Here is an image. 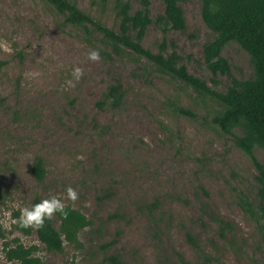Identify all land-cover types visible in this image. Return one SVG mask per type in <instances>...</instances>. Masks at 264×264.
I'll use <instances>...</instances> for the list:
<instances>
[{"label": "rangeland", "instance_id": "rangeland-1", "mask_svg": "<svg viewBox=\"0 0 264 264\" xmlns=\"http://www.w3.org/2000/svg\"><path fill=\"white\" fill-rule=\"evenodd\" d=\"M71 1L119 32L116 0ZM127 1L132 12L141 7V0ZM180 4L183 31L167 26L164 0H150L153 22L143 45L159 52L166 40V54L177 52L189 72L226 92L231 78L213 74L204 56L218 34L203 20L202 0ZM92 49L99 63L88 60ZM222 55L234 77H254L251 56L236 41ZM0 61V264H21L8 260L5 242L38 246L41 264H107L112 254L125 264H182L180 255L204 264V252L210 264H264L259 171L238 144L253 135L244 122L226 133L213 121L220 101L92 25L67 22L48 0H0ZM74 66L84 75L65 90ZM115 84L126 92L121 106H99ZM254 154L264 165V146L256 141ZM38 158L42 181L32 173ZM69 185L79 199L64 203L92 220L77 244L65 240L63 251H50L35 231L14 228L20 208L36 196L63 197Z\"/></svg>", "mask_w": 264, "mask_h": 264}, {"label": "trees", "instance_id": "trees-1", "mask_svg": "<svg viewBox=\"0 0 264 264\" xmlns=\"http://www.w3.org/2000/svg\"><path fill=\"white\" fill-rule=\"evenodd\" d=\"M64 15L67 22L85 26L92 25L101 30L107 37L115 42L131 48L136 53L148 58L160 70L167 72L190 84L199 92L209 94L223 104L222 110L213 117V121L226 133H231L233 128L244 122L252 138L242 137L238 144L252 157L258 171L261 187L259 195L264 199V165L254 154V142L264 146V0H202V17L205 24L218 34L212 41L204 46V56L207 66L213 74L228 75L231 84L226 92L213 89L208 83L189 72L185 64H181L180 55L173 51L166 54V40L160 45L159 52H153L146 48L142 41L153 19L150 14V0H141V7L131 11V4L127 0H116L115 9L120 20L119 32L106 27L95 20L91 15L83 11L75 1L48 0ZM103 4L109 0H100ZM181 0H164L165 22L170 29L185 30L187 27L185 11L180 4ZM166 30V28H164ZM234 40L240 44L251 56L255 75L253 78L239 80L231 73L229 60L222 55L224 45ZM4 62L0 61V65ZM125 90L122 84L111 85L105 95V99L99 102V106L109 103L112 107L121 106ZM184 114L194 116L190 110L180 108ZM32 173L35 178L42 181L46 176L44 161L38 158L33 166ZM36 196L30 206L41 201ZM242 206L249 212H253V203L246 197L241 198ZM66 205L68 213L65 218L57 212L56 217L60 223L59 228L54 220H46L44 227L40 229L20 227L18 217L20 212L14 213V228L25 234L36 232L39 241L50 251L61 252L64 250L65 240L77 244L81 230L92 224V220L80 209ZM156 206V204H155ZM0 236L4 237V229L0 224ZM113 243V242H112ZM103 245L104 248L111 245ZM38 246H25L16 242L13 246L5 242V251L9 261H18L21 264H41L42 259L34 255ZM182 264H188L180 255ZM212 258L204 252V264H210ZM107 264H125L119 254H112Z\"/></svg>", "mask_w": 264, "mask_h": 264}, {"label": "clouds", "instance_id": "clouds-1", "mask_svg": "<svg viewBox=\"0 0 264 264\" xmlns=\"http://www.w3.org/2000/svg\"><path fill=\"white\" fill-rule=\"evenodd\" d=\"M88 60L93 63H99L101 56L99 50L92 49L87 54ZM71 78L65 81L62 88L67 90L74 88L76 83L84 75V69L79 66H74L71 71ZM147 142V138H146ZM82 159L83 157H79ZM79 199V193L71 185H69L63 197L52 195L49 198L42 199L41 201L33 204L32 206L22 207L19 209L20 215L18 217L19 225L23 228H34L40 229L44 227L46 220H52L55 218L57 212L61 213L65 218H67L65 200H70L75 203Z\"/></svg>", "mask_w": 264, "mask_h": 264}]
</instances>
